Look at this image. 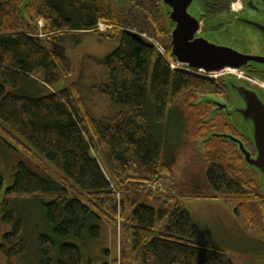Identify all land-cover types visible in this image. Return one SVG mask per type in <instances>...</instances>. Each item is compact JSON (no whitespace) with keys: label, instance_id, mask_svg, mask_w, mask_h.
I'll return each instance as SVG.
<instances>
[{"label":"trees","instance_id":"16d2710c","mask_svg":"<svg viewBox=\"0 0 264 264\" xmlns=\"http://www.w3.org/2000/svg\"><path fill=\"white\" fill-rule=\"evenodd\" d=\"M23 3L0 0V156L18 153L25 158L13 166L12 183L1 201V219L11 225L0 242L6 264L23 258L27 249L23 220L10 205L43 195L54 196L44 203L53 235H38L40 264L53 263V248L55 264H81L80 248L57 244L56 237L81 238L86 230L96 239L100 223L118 229V257L111 264H232L224 250L202 239L181 207L180 201L190 197L222 200L245 231L264 238V192L256 174H248L245 162H239L235 144L206 132L199 148L206 192H191L188 183L174 178L176 157L160 141L170 115L184 124L186 142L192 143L207 130L205 115L213 104L203 101L204 96L226 100L229 93L223 78L172 69L151 42L134 35L129 26L161 41L167 58L173 59L172 22L162 21L155 0ZM99 20L112 28L94 30ZM83 32L115 39L118 45L102 58L84 55L73 70L65 48L74 44L71 36ZM74 72L70 83L53 88ZM35 83L47 92H18ZM95 95L107 105L101 111ZM201 104L209 112L198 109ZM220 115L223 130L235 132ZM147 183L162 188L152 190Z\"/></svg>","mask_w":264,"mask_h":264},{"label":"rangeland","instance_id":"374dc122","mask_svg":"<svg viewBox=\"0 0 264 264\" xmlns=\"http://www.w3.org/2000/svg\"><path fill=\"white\" fill-rule=\"evenodd\" d=\"M165 21V18H161ZM40 26L42 22L39 21ZM133 32L145 34L150 41H157L158 45L165 49L164 44L146 31H139L137 27L129 26ZM110 30V29H109ZM71 41L74 44H68L65 48V56L70 62L73 70H77L82 62L84 55H92L96 58H102L108 55L117 45L115 39H106L92 32H83L71 36ZM160 43V44H159ZM158 47H156L157 49ZM159 50V49H157ZM166 50V49H165ZM239 74L240 72L237 71ZM76 75L66 77L63 81H59L53 85V88L58 89L64 84L70 83ZM40 80L42 72L36 74ZM218 76V77H217ZM215 76L220 79V75ZM18 92L31 95H41L47 92V88L40 83H35L33 86H26L18 90ZM99 111L103 110L107 105L102 103L104 98L95 95ZM206 98V96H204ZM213 98V97H210ZM217 98V97H216ZM220 102H224L217 98ZM202 112L212 111L207 105L201 104L198 106ZM219 111V110H218ZM216 111V112H218ZM222 113L216 115L206 114L208 122L207 130L205 129L197 141L192 143L186 142L185 126L183 123L178 124L179 119H176L174 114H171V119L167 127L163 126L162 132L167 128V131L160 137L163 146L169 148V154L176 157V165L174 166V178L182 179L188 183L187 188L191 191L206 192L205 169L203 152H200L202 140L207 137L206 132H225L223 130ZM173 120V121H172ZM180 126V127H179ZM228 147L233 149V145L228 143ZM200 152V155H198ZM197 157V158H196ZM18 160H25L24 157L15 153L10 155L2 153L0 156V175L3 179V187L0 190V242L3 233L8 232L11 228L9 223L2 221L1 201L5 188L12 183V173L14 165ZM239 162H244L240 160ZM242 166L244 164L242 163ZM246 172L253 176L254 169L245 164ZM257 175V177H256ZM254 178L257 180V186L264 192V180L259 178L256 173ZM52 195H43L37 197L26 198L20 203H12V208L18 214L24 224L22 237L26 242V253L22 257H14L13 264H40L38 251V235L50 234L53 235L50 225L46 221L44 203L53 199ZM219 200V199H218ZM181 207L190 215L192 221L199 226L202 239L209 242L212 246L224 250L232 261V264H264V238L252 235L244 230L239 223L237 217L233 213V209L222 203L205 198H184L180 201ZM99 238H92L85 230L81 238L56 237V243L67 242L78 246L82 253L81 264H111L118 257V229L113 230L107 224L100 223ZM111 228V229H109ZM115 232V235H114ZM56 249L52 250L53 263L55 264ZM7 257L0 251V264H6Z\"/></svg>","mask_w":264,"mask_h":264},{"label":"water","instance_id":"95a60500","mask_svg":"<svg viewBox=\"0 0 264 264\" xmlns=\"http://www.w3.org/2000/svg\"><path fill=\"white\" fill-rule=\"evenodd\" d=\"M27 2L28 0H24L22 7ZM162 3L172 22L169 30L171 57L188 71L203 74L225 73L222 78L231 92L232 108L229 109L226 102L210 97L202 100L216 105L211 115L217 110L225 109L235 127L248 133L254 143L256 155L252 157L243 143L232 135H209L236 141L246 164L264 180V101L255 89L239 83L245 80L234 73L243 66L264 68V46L257 43L261 39L257 32L264 31V24L240 18L239 22L227 29L201 32L198 2L162 0ZM244 24L248 26L245 28ZM134 35L141 38L137 32Z\"/></svg>","mask_w":264,"mask_h":264},{"label":"flooded vegetation","instance_id":"af4514ba","mask_svg":"<svg viewBox=\"0 0 264 264\" xmlns=\"http://www.w3.org/2000/svg\"><path fill=\"white\" fill-rule=\"evenodd\" d=\"M198 2V14L201 25V32L207 31H216L219 29H227L230 25H233L235 22H239L240 18H247L248 20H255L258 23L264 24V0H195ZM155 4L157 6V10L160 11L159 15H162L167 21L169 15L164 8L162 0H155ZM170 19V18H169ZM242 23V22H240ZM248 25L244 24L243 27H247ZM254 29V28H252ZM257 36L261 39L257 41L260 45L264 46V31L257 32ZM262 53V52H261ZM242 75L245 81H239V83L255 89L261 99L264 101V68H257L253 66H243L238 70ZM228 99L224 100L227 103V107L229 109L232 108V97L231 92L228 87ZM213 99L217 100V98L213 97ZM219 101V100H217ZM216 108V105H212V110ZM218 111V110H217ZM217 113H223L225 117L229 120L225 109H221ZM215 114V115H216ZM230 121V120H229ZM231 122V121H230ZM232 123V122H231ZM235 132H217V133H225L228 135H232L233 137L239 139L244 147L250 151L251 156L254 157L256 155V150L254 143L248 133L244 132L241 129L235 127ZM216 133V132H213ZM230 143L235 144L238 149V143L229 138H226ZM245 141L247 145H245ZM242 161L245 162L243 154ZM256 174V171H253ZM257 177V175H256Z\"/></svg>","mask_w":264,"mask_h":264},{"label":"built area","instance_id":"2783aa9c","mask_svg":"<svg viewBox=\"0 0 264 264\" xmlns=\"http://www.w3.org/2000/svg\"><path fill=\"white\" fill-rule=\"evenodd\" d=\"M111 28H112V24H111L110 22H108L107 20H99V21L97 22L96 27H95L94 30L107 31V30H109V29H111ZM152 42H153V44H154L156 47H158L157 49H159L158 51L161 53V55L164 56V57L166 58V60L169 61V64H170V67H171V68H177V67L179 66L178 64H175V63L171 62V61L167 58V56L165 55V49H164L162 46L158 45L157 41H154V40H153ZM147 186H148V187L150 186V188H151L152 190H157V188H159V189L162 188L161 184L156 185L155 183H147ZM159 189H158L157 191H160ZM116 194H117V196H119L118 191H116Z\"/></svg>","mask_w":264,"mask_h":264},{"label":"crops","instance_id":"0c3cea01","mask_svg":"<svg viewBox=\"0 0 264 264\" xmlns=\"http://www.w3.org/2000/svg\"><path fill=\"white\" fill-rule=\"evenodd\" d=\"M191 198V197H190ZM205 199H211V200H214V201H221L220 199L218 200V199H215V198H205ZM222 203H225V202H223L222 201ZM226 204V203H225ZM227 205V204H226ZM234 213V212H233ZM235 215V214H234ZM236 216V215H235ZM198 226V225H197ZM199 227V226H198ZM113 230H115L114 229V227H111ZM111 228H109V229H111ZM200 229V228H199ZM114 235H115V232H114Z\"/></svg>","mask_w":264,"mask_h":264},{"label":"bare ground","instance_id":"6f19581e","mask_svg":"<svg viewBox=\"0 0 264 264\" xmlns=\"http://www.w3.org/2000/svg\"><path fill=\"white\" fill-rule=\"evenodd\" d=\"M242 76V75H241Z\"/></svg>","mask_w":264,"mask_h":264}]
</instances>
